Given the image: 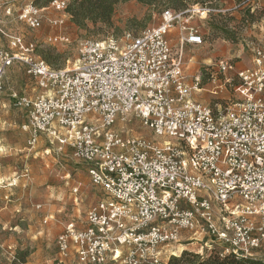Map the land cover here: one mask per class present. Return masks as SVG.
Here are the masks:
<instances>
[{
    "label": "built area",
    "instance_id": "1",
    "mask_svg": "<svg viewBox=\"0 0 264 264\" xmlns=\"http://www.w3.org/2000/svg\"><path fill=\"white\" fill-rule=\"evenodd\" d=\"M260 1L237 0L235 8L262 12ZM68 3L51 5L66 17ZM43 10L31 2L18 18L39 28ZM228 11L199 3L165 8L159 24L139 34L83 40L71 67L34 55L33 43L19 35L9 48L0 42V94L16 61L41 89L33 100L14 95L29 108L23 126L29 144L45 135L71 148L102 192L85 223L68 222L56 238L57 264L73 253L79 264H170L165 248L185 230L203 235L194 251L200 255L220 246L223 256L257 259L264 247V46L255 45L254 66L237 71L236 99L224 107L194 99L201 75L190 85L184 74L185 46L205 42L195 17ZM64 22L50 20L57 27ZM48 41L71 44L61 32ZM232 68L227 59L218 62L222 74ZM129 116L151 128L152 137L123 136L115 125Z\"/></svg>",
    "mask_w": 264,
    "mask_h": 264
},
{
    "label": "rangeland",
    "instance_id": "2",
    "mask_svg": "<svg viewBox=\"0 0 264 264\" xmlns=\"http://www.w3.org/2000/svg\"><path fill=\"white\" fill-rule=\"evenodd\" d=\"M32 1L0 0V42L9 48L11 37L19 35L26 43H33L34 55L54 67H71L83 40L110 36L121 39L127 31L139 34L160 22L159 13L153 8L128 0L117 6L110 25L88 21L81 27L71 15L65 17V11L49 4L42 7V26L33 28L18 18L19 11ZM217 2L224 7L236 5V0ZM57 17H64L62 26L50 23ZM263 20L264 13L241 8L224 14L213 13L206 19L195 17L194 23L200 27L205 42L187 45L183 53L186 81L193 85L197 75L202 79L199 89L193 92L194 99L213 108L218 104L224 107L236 99L234 88L240 82L237 71L254 66L255 45L264 46L259 26ZM60 32L70 37L71 44L48 41L49 36ZM173 43L177 45L178 40L174 39ZM221 59L233 63L232 70L226 74L218 71ZM227 78L231 79L230 83ZM34 88H37L35 80L22 63L16 62L8 68L0 94V264H57L60 254L56 238L70 221L83 225L87 210L102 195L100 188L91 183L88 166L76 159L69 147L51 143L45 135H40L35 145L29 144L30 133L23 128L29 108L20 104L18 97L33 100L38 94ZM115 128L125 137L153 135L151 128L132 116L126 121L118 120ZM76 186L79 190L74 192ZM38 204L42 207L38 208ZM191 234L183 231L178 242L165 248L164 257L169 258L170 264H181L184 250L195 254L194 251L201 249L203 235ZM256 251L258 263L264 264V247ZM65 260L67 264H79L74 253Z\"/></svg>",
    "mask_w": 264,
    "mask_h": 264
},
{
    "label": "trees",
    "instance_id": "3",
    "mask_svg": "<svg viewBox=\"0 0 264 264\" xmlns=\"http://www.w3.org/2000/svg\"><path fill=\"white\" fill-rule=\"evenodd\" d=\"M54 0H34L32 1L36 6L42 8L51 4ZM128 0H70L66 12L71 15L72 20L81 27H85L88 21L96 24H112V17L120 3ZM143 3L159 14L165 8L172 9H186L195 3L201 5H209L212 7H219L217 0H136ZM249 12V11H248ZM264 13L257 12V14ZM221 14V13H217ZM224 14V13H223ZM213 15V14H210ZM183 262L181 264H256L258 259L236 257L234 254L222 255L220 248L215 247L211 252L205 255L192 253L187 250L183 251L181 256ZM17 264V263H14Z\"/></svg>",
    "mask_w": 264,
    "mask_h": 264
},
{
    "label": "crops",
    "instance_id": "4",
    "mask_svg": "<svg viewBox=\"0 0 264 264\" xmlns=\"http://www.w3.org/2000/svg\"><path fill=\"white\" fill-rule=\"evenodd\" d=\"M236 4H237V0H236ZM235 6L236 5H234L233 6V8H235ZM226 8H228V9H233L232 8V6L231 7H227V6H225ZM260 7H261V9H264V0H261L260 1ZM263 25H264V20L262 21V22H260L259 23V26H260V28L262 27V29L260 30L261 31V36H264V27H263ZM171 37H175V33H172L171 34ZM264 38V37H263ZM16 62H20V63H22L21 61H16ZM15 62V63H16ZM23 65H24V63H22ZM24 68H25V71H26V66L24 65ZM26 73H27V71H26ZM28 74V73H27ZM35 83H36V81H35ZM37 85V84H36ZM35 90L37 89L38 90V94L36 95V96H38L40 93H41V89L37 86V88H34ZM71 149V148H70ZM48 218V217H47ZM186 231V230H185ZM182 235H183V233H182ZM189 238H191V237H189ZM185 248V247H184Z\"/></svg>",
    "mask_w": 264,
    "mask_h": 264
}]
</instances>
